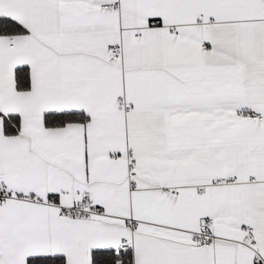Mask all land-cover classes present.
<instances>
[{
	"label": "snow or ice",
	"instance_id": "1",
	"mask_svg": "<svg viewBox=\"0 0 264 264\" xmlns=\"http://www.w3.org/2000/svg\"><path fill=\"white\" fill-rule=\"evenodd\" d=\"M0 264H264V0H0Z\"/></svg>",
	"mask_w": 264,
	"mask_h": 264
}]
</instances>
